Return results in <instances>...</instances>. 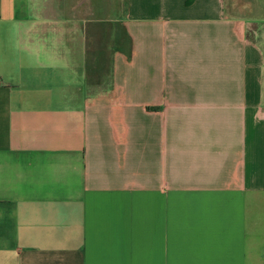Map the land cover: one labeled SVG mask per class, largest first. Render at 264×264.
Listing matches in <instances>:
<instances>
[{
	"label": "crops",
	"instance_id": "obj_1",
	"mask_svg": "<svg viewBox=\"0 0 264 264\" xmlns=\"http://www.w3.org/2000/svg\"><path fill=\"white\" fill-rule=\"evenodd\" d=\"M253 23L264 0H0V264H264Z\"/></svg>",
	"mask_w": 264,
	"mask_h": 264
},
{
	"label": "rangeland",
	"instance_id": "obj_2",
	"mask_svg": "<svg viewBox=\"0 0 264 264\" xmlns=\"http://www.w3.org/2000/svg\"><path fill=\"white\" fill-rule=\"evenodd\" d=\"M259 23H253L251 24V27L248 31V34L251 38L254 40H257L261 45L264 50V41L260 38V33H259ZM99 41L100 37L97 36L95 38V43L93 44V48L91 49L93 52L89 53V63H88V76L89 79L93 82H96L99 80V78L104 76L103 70L99 68V63L98 62V56H99ZM103 62V61H102Z\"/></svg>",
	"mask_w": 264,
	"mask_h": 264
},
{
	"label": "trees",
	"instance_id": "obj_3",
	"mask_svg": "<svg viewBox=\"0 0 264 264\" xmlns=\"http://www.w3.org/2000/svg\"><path fill=\"white\" fill-rule=\"evenodd\" d=\"M88 82H89V84H95V83H98V81H96V82L91 81V80L89 79V77H88Z\"/></svg>",
	"mask_w": 264,
	"mask_h": 264
}]
</instances>
